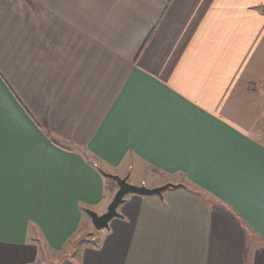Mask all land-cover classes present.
Segmentation results:
<instances>
[{
  "label": "crops",
  "instance_id": "crops-1",
  "mask_svg": "<svg viewBox=\"0 0 264 264\" xmlns=\"http://www.w3.org/2000/svg\"><path fill=\"white\" fill-rule=\"evenodd\" d=\"M0 264H264V0H0Z\"/></svg>",
  "mask_w": 264,
  "mask_h": 264
},
{
  "label": "water",
  "instance_id": "water-1",
  "mask_svg": "<svg viewBox=\"0 0 264 264\" xmlns=\"http://www.w3.org/2000/svg\"><path fill=\"white\" fill-rule=\"evenodd\" d=\"M103 175L116 181L118 189L114 194L113 199L109 203L107 210L104 213H98L91 208H85L84 210L91 218L92 225L98 231L110 229V223L113 219L121 217L119 212V206L125 201V198L129 194L138 195H159L169 188H177L182 186L181 184L167 183L159 187L150 188L145 185H135L129 181V175L120 176L116 174L103 172Z\"/></svg>",
  "mask_w": 264,
  "mask_h": 264
},
{
  "label": "rangeland",
  "instance_id": "rangeland-1",
  "mask_svg": "<svg viewBox=\"0 0 264 264\" xmlns=\"http://www.w3.org/2000/svg\"><path fill=\"white\" fill-rule=\"evenodd\" d=\"M107 170L109 171L108 173L119 175V173H117L116 171H114V169H111V170L110 169H107ZM140 176H142V178L144 179V184H142V185H145V186H148V184H150L153 179H155V178L158 177V175H155V174H152V173H150L148 175H141L140 174ZM140 176H138L137 173H133V175L130 176L129 181L132 184H134L133 183V180L134 181L137 180V178L140 177ZM107 181H109V183H112L114 185L117 184L116 181L111 180V179H109ZM96 212H98V211H96ZM97 239H98V230H96L94 228V226L92 225V228H90V232L89 233H85V235L82 237L81 240H83V241H95Z\"/></svg>",
  "mask_w": 264,
  "mask_h": 264
},
{
  "label": "trees",
  "instance_id": "trees-1",
  "mask_svg": "<svg viewBox=\"0 0 264 264\" xmlns=\"http://www.w3.org/2000/svg\"><path fill=\"white\" fill-rule=\"evenodd\" d=\"M110 179V178H109ZM112 180V179H111Z\"/></svg>",
  "mask_w": 264,
  "mask_h": 264
}]
</instances>
